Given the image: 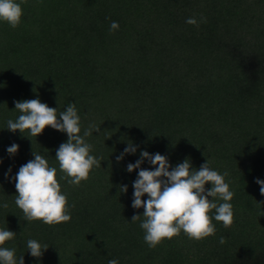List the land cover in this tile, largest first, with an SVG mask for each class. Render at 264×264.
<instances>
[{"label": "trees", "instance_id": "1", "mask_svg": "<svg viewBox=\"0 0 264 264\" xmlns=\"http://www.w3.org/2000/svg\"><path fill=\"white\" fill-rule=\"evenodd\" d=\"M17 2L20 24L0 21V229L16 233L3 247L25 264H264V195L256 183L264 180V0ZM189 17L206 22L190 25ZM37 98L58 116L75 103L81 135L99 127L85 139L101 167L79 186L61 179L55 158L67 133L6 128L21 114L16 101ZM13 143L19 148L10 155ZM129 143L136 152L118 162ZM142 151L165 155L169 170L189 159L197 170L208 161L227 171L231 227L215 221L213 209L215 235L192 240L181 232L150 248L139 227L144 209L132 207L140 169L127 171ZM33 152L57 168L68 222H27L16 206L12 177ZM134 214L141 219L131 222ZM29 239L49 245L41 257L30 254Z\"/></svg>", "mask_w": 264, "mask_h": 264}, {"label": "clouds", "instance_id": "2", "mask_svg": "<svg viewBox=\"0 0 264 264\" xmlns=\"http://www.w3.org/2000/svg\"><path fill=\"white\" fill-rule=\"evenodd\" d=\"M22 15L23 8L17 0H0V21L15 29L20 24ZM185 22L198 27L200 22H206V18L201 17V21H197L195 17H189ZM118 28L119 23L112 21L109 31L114 32ZM15 109L21 114L16 120L7 121L6 128L12 132L19 130L23 133L27 130L31 136L37 137L50 126L67 133V142L60 144L55 158L63 174L61 179H66L69 185L79 186L89 178L94 167H101L103 158L90 154L93 146L85 139L92 135L93 129L98 132L99 127L89 125L81 135L80 116L75 103H69L59 116L56 108L49 107L38 98L16 101ZM18 148L19 145L13 143L7 148V152L14 155ZM136 150V146L129 143L116 160L119 162L126 153L134 154ZM33 156L34 159L22 165L15 177H12L17 191L16 206L22 210L27 222L39 220L50 226L68 222L71 214L67 196L61 192V185L57 180V168L50 167L42 155L33 152ZM145 159L158 167L154 170L141 168ZM170 167L165 155L158 152L153 155L148 151H142L140 159L127 165L128 172L140 169L133 182L132 207L144 209L139 227L144 230L143 239L150 248H155L163 240L172 239L181 232L192 240L215 235L213 216L209 214L213 209L214 220L222 222L225 228L231 227L234 212L230 201L234 193L225 182V177L229 175L227 171L220 174L210 168L208 161L197 170L192 167L189 159L178 163L171 170ZM8 172H11V168ZM5 176L7 178L8 173ZM209 182L211 188L206 189L205 185ZM256 183L260 185L261 195H264V180L257 178ZM122 192H127V185L122 186ZM145 194L147 200L142 199ZM208 197L212 199L209 200ZM217 198L223 203H216ZM3 207L8 208V204L4 203ZM140 219L141 215L134 214L131 222ZM15 234L13 231L0 229V264H25L23 255L17 261L15 249L3 247L6 241L14 239ZM219 242L224 244V237ZM48 247L49 245L42 246L34 239L27 241V248L33 257H41ZM108 264H118V260L111 259Z\"/></svg>", "mask_w": 264, "mask_h": 264}]
</instances>
